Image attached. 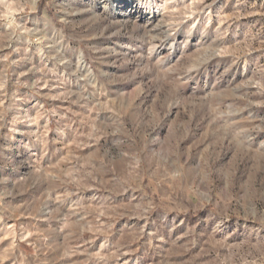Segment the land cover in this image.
I'll list each match as a JSON object with an SVG mask.
<instances>
[{
	"label": "rangeland",
	"instance_id": "obj_1",
	"mask_svg": "<svg viewBox=\"0 0 264 264\" xmlns=\"http://www.w3.org/2000/svg\"><path fill=\"white\" fill-rule=\"evenodd\" d=\"M0 264H264V0H0Z\"/></svg>",
	"mask_w": 264,
	"mask_h": 264
}]
</instances>
